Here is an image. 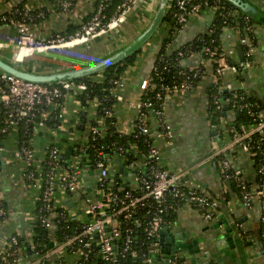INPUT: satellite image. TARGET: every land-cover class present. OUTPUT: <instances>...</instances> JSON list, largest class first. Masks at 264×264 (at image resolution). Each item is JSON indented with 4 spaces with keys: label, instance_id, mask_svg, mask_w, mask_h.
<instances>
[{
    "label": "built area",
    "instance_id": "built-area-1",
    "mask_svg": "<svg viewBox=\"0 0 264 264\" xmlns=\"http://www.w3.org/2000/svg\"><path fill=\"white\" fill-rule=\"evenodd\" d=\"M50 1L56 2L64 14L70 13L77 5L76 0ZM138 1L120 0L114 10L107 14L106 9L109 0H100L94 14L89 19L82 21L79 28L72 34L56 35L46 39H39L33 24H31L35 18L44 17V13L41 11L35 13L32 9L25 8L23 10L24 19L15 23L17 29V53L15 55L17 57L22 50H30L34 53L87 45L91 41L114 34L127 23L129 15ZM4 4L6 6L4 11L7 9L13 13L19 11L17 7L13 8L12 1ZM224 6V0H174L171 5L182 28L194 20L202 19L207 11L212 12L215 18L217 10L225 9ZM222 15L225 16V14ZM227 16L234 18L236 28L243 24L240 41L245 48V60L241 64L231 63L225 59L224 51L212 60L202 58L199 66L188 68L193 73L194 78L203 77L205 69H212L216 81L226 71L237 74L241 67L252 65L254 47L252 42L250 43V39L253 38L254 23L248 16L241 19L238 13L232 10L228 11ZM0 22H8V17L1 14ZM225 28L234 29L227 25H224L222 29ZM11 46V43L0 39V49H7ZM206 51L210 55L212 54L210 48H206ZM201 66L204 68L202 72ZM113 83L119 90L122 82L115 80ZM150 85L151 79L148 76L141 80L140 87L143 93ZM195 87L197 86L191 82H184L179 87L162 86L156 94V102H152L149 98H140L134 103L137 110V121L132 132L136 130L137 135L144 137V143H149L147 153L143 156L141 164L136 165L131 162L127 165V169L136 183L132 188H139L140 190L137 194L126 191L123 196H120L114 192L112 187L116 181L112 167L115 157L111 158L105 154V151L96 144V141L106 134V117L111 115L109 109H103L102 115L96 118L95 124L89 125L84 144L80 147L79 152L70 159L65 157L64 150L57 144H51L46 149L44 156L38 154L25 140L13 150V156L24 164L21 173L22 179L30 188L38 190L41 206L39 208L40 214L37 217L43 227L49 229L50 235L54 234L57 223L62 220L80 224L79 232L67 236L54 249L53 252L57 254L55 258L58 260V264H65L64 258L59 256V252L63 250L79 251V264H83L89 259L94 244L98 246L99 255L104 261L120 264V261L127 258L135 250L136 241L132 234L134 228L131 225V219L140 208H145L146 214L152 216L144 226L138 221L134 225L135 228H143L146 234L144 243L147 245L148 251H140L139 259L141 262L152 264L159 260L162 264H180V261L182 263L181 254L175 252L162 256L161 251L162 233L165 229H170L171 226V222L167 219L170 211L173 209L177 211L183 205L191 204L201 212L206 220L214 221L218 218L219 201L202 191L189 188L186 180L188 172L172 173L168 171L162 161V147L157 143L158 140L168 142L173 136L164 113L166 99L173 92L183 89L190 90ZM84 89H86L84 83H78L74 80L39 83L0 71V103L5 112L6 123L1 131L6 133L9 128L16 131L18 126L23 125V131L26 133L30 126L39 124L46 126L49 133L56 134L57 129L49 127L45 123L51 118L61 121L64 116L62 108L67 98L82 92ZM111 93L117 100L121 99L120 91L113 90ZM52 111H54L53 115ZM37 119L41 122L36 124ZM153 119L156 123L154 131L152 129ZM118 129L123 133H132L120 129L119 126ZM255 132L264 135V118L261 116L259 121L254 122L244 134L235 138L238 145L253 155L252 145L248 141ZM89 148H93V155L88 154ZM4 149V144L0 141V153ZM119 150L122 152L123 147H120ZM42 163L44 164L43 168H41ZM33 166H38L39 172L36 173ZM143 167L146 169L145 175L140 172ZM220 170L226 179L234 181L244 206L251 207L256 198H261L264 195V181L256 191H253L240 171L232 167L228 158L225 157L221 160ZM259 172L264 173V162L260 165ZM92 175L95 176L96 196L87 193L88 185H94L91 183L92 181L90 182ZM61 192L75 197V208L62 202L59 197ZM168 197H172L176 202H169ZM58 207L61 210L56 212L55 208ZM11 217V207L4 199L0 187V251L2 253L0 264H44L45 258L50 257L49 252L33 260L25 258L23 246L20 245L18 238L20 234L18 231L14 232L9 229ZM33 219L34 214L30 222H33ZM259 219L264 237V214H261ZM234 233V231L230 232L231 235ZM120 241L121 246L119 247Z\"/></svg>",
    "mask_w": 264,
    "mask_h": 264
},
{
    "label": "crops",
    "instance_id": "crops-1",
    "mask_svg": "<svg viewBox=\"0 0 264 264\" xmlns=\"http://www.w3.org/2000/svg\"><path fill=\"white\" fill-rule=\"evenodd\" d=\"M77 5L67 14L61 12L60 8L55 6L50 0H14L13 6L22 3L23 7L30 8L34 12L44 13L38 23L33 25L39 39H46L56 35L72 34L82 21L89 19L94 13L97 0H76ZM228 1V0H227ZM230 3H232V0ZM257 12V17L264 20V0H246ZM158 0H139L135 8L129 15L127 23L114 34H109L100 39L91 41L87 45L75 47H66L59 49H50L39 54L41 59H45V69L56 70L70 67L76 64H82L93 60L94 58L105 55L117 47H120L137 34H139L149 23L154 15ZM234 4V3H232ZM238 13L241 9L233 5ZM46 7V8H45ZM6 8L3 2H0V12ZM170 9V8H169ZM214 19V14L210 11L202 19L194 20L183 27L177 34L175 46L191 41L205 29L209 27ZM163 25V23H162ZM155 35L142 46V58L132 68L123 75L121 87L119 88L121 99L118 100L114 108V115L120 129L132 132L137 121V110L134 103L138 101L143 91L140 87L141 80L149 75L154 56L160 47L163 35L166 33L161 27ZM238 29L225 28L221 34V46L225 53V59L231 63L241 64L244 61V46L240 41ZM252 46L254 47L253 63L245 67L241 75L243 80L236 77V74L226 71L221 77V83L225 89L246 88L251 94L264 103V23L254 22ZM0 39L6 40L12 46L3 49L0 52L4 57H10L17 53V29L14 25H0ZM2 50V49H0ZM33 54L30 50H22L18 55L21 60ZM204 51L194 54L181 61L185 68L196 67L201 64ZM17 55V56H18ZM33 58V57H32ZM51 59L58 60L56 66L52 64ZM210 66V65H209ZM208 66V67H209ZM40 67V66H37ZM215 81L212 69L204 70V76L199 85L190 90H179L173 92L164 104L165 118L172 130L170 141L158 140L163 153V164L166 169L172 173L188 172L186 177L189 188L202 191L208 196L219 201L222 207V213L219 209L218 218L214 221L206 220L200 211L191 204L183 205L175 212L171 221L170 229L162 233L163 245L170 249L175 243H192L198 240L201 253L208 251L211 259L221 261L222 264H264V246L259 237L261 214H264V195L256 198L251 207L244 206L239 193L235 190L229 179H221L219 173L218 161L221 164L220 155L228 158L235 170L240 171L253 191L261 185L257 180V171L253 154L236 143L235 138L240 135L232 136L226 121L222 123L223 134L214 131V127L208 119L209 108V88ZM95 107L91 111L89 107L83 109L81 102L73 94L65 101L62 112L64 114L61 120V126L56 134L48 132L46 126L38 125L35 128L33 137V148L41 156L45 155L46 149L51 144H57L68 155L72 147L78 145L80 148L85 141L87 129L91 120L98 118V105L93 100ZM1 108V103H0ZM81 114L86 116V123L82 122ZM234 111L227 110V118L233 120ZM264 118V108L260 112ZM84 125V126H83ZM83 127V128H82ZM155 119L152 120V129L155 130ZM250 127V126H249ZM249 127H242L244 132ZM17 131L4 141V151L0 153V187L4 199L11 207V218L9 224L11 231H18L24 234L29 227L30 215L25 212L26 203L33 206L32 216L36 207V199L39 197L38 190L33 191L22 179L23 165L12 159L13 150L18 145ZM241 134V135H242ZM154 135V133H153ZM68 138V142L64 140ZM70 144V146H68ZM68 146V147H67ZM143 157L134 161L136 165L141 164ZM122 167V168H121ZM128 168V167H127ZM125 166L121 159H114L112 171L115 174L123 173ZM127 170V169H126ZM124 180L129 186H135L132 175L124 173ZM92 181V182H91ZM91 183H95V176L92 175ZM87 188V193L96 196L95 184ZM36 192L31 196V193ZM63 203L69 207L76 206L74 196L65 195L63 198L59 194ZM226 197V199H225ZM221 217V218H220ZM231 220L236 224L233 240L230 242L220 241L222 236L218 234L219 229H215V224ZM246 236V239L243 237ZM50 251L49 260L51 264L56 261L57 254L54 249ZM69 251V250H68ZM70 252V251H69ZM196 252V251H195ZM52 254V255H51ZM200 253H192L190 250L183 252L181 256L187 257V264H191V259ZM64 260V259H63ZM79 260L65 264H79ZM152 264H162L161 261H154Z\"/></svg>",
    "mask_w": 264,
    "mask_h": 264
},
{
    "label": "trees",
    "instance_id": "trees-1",
    "mask_svg": "<svg viewBox=\"0 0 264 264\" xmlns=\"http://www.w3.org/2000/svg\"><path fill=\"white\" fill-rule=\"evenodd\" d=\"M10 1L14 0H0V2L8 3ZM120 0H109L108 7L106 9L107 14H110L115 6L119 3ZM56 7L57 4L54 1H51ZM100 0H97V6L99 4ZM225 2V9L221 8L217 10L216 17L212 21L211 25L205 29L202 33H200L198 36H196L191 41H188L177 48H174L175 41L177 34L182 29L181 25L179 24L175 14H174V8L170 7L168 10L166 17L163 21L162 29L166 32L161 40L160 47L158 48L154 59L152 66L149 70L148 77L151 79V85L147 88V90H144V92L141 96L142 99H150L152 102H156V94L158 91L161 90L162 86H168V87H179L184 82H191L195 86H198L201 82L202 76L194 78L193 73L188 69L182 66L181 61L185 58H188L194 54L200 53L204 51L203 58L212 60L214 58H217L223 50L221 46V34L223 31V26L227 25L234 29L237 26L234 24L233 17L227 16L228 11L232 10L235 11L236 8L233 6L235 4L230 3L227 0H224ZM96 6V9H97ZM19 11L13 13V11L7 9L5 11H2L4 14L8 17V22L2 23L0 22V25L2 24H8V25H14L17 21H21L24 19L23 17V10L25 7H23L22 3H18L16 6ZM15 8V6L13 7ZM46 8V7H45ZM95 9V11H96ZM94 11V12H95ZM36 13V12H35ZM94 14V13H93ZM92 14V15H93ZM222 14H225L223 16ZM91 15V16H92ZM238 15L242 19L245 16L250 17V20L252 23L254 22H263L264 20L260 18H254L251 14H248L244 12L242 9L238 12ZM90 16V17H91ZM89 17V18H90ZM41 18H35L31 24L38 23ZM80 25L77 27L79 28ZM242 25L239 26V30L242 31ZM77 30V28H75ZM206 48H210V53H207ZM142 49L140 48L136 52L130 54L127 56L124 60L121 62L111 65L95 74L85 75L82 77H79L75 79L74 81L78 83H84L86 85V89H84L82 92L77 93V99L81 102V107L83 109H87L89 107V101L92 100H98V116L102 115L101 111L103 109H109L111 111V115L109 117H106V134L104 137H100L96 144L99 148H102L105 151V154L108 156L116 157L121 159L123 162L125 168L127 169V165L131 162L136 161L139 159V156L143 157L148 150V144L144 143V137L141 135L136 134V130L132 133H123L120 132L118 129V123L117 119L114 115V108L117 104L118 100L114 95L111 93V91H119L117 86L114 85L113 81L118 80L120 81L130 68L134 67L142 58ZM42 52H34L31 56L26 57L21 62V65L28 69H33L37 71H47L48 69H45V64H42L45 59H41L40 55ZM43 54V53H42ZM33 57V58H32ZM40 66V67H37ZM157 67V70L155 68ZM245 68V67H244ZM241 67V69L236 74V77L243 80V76L241 75L242 70L244 69ZM203 67H200L201 72L203 71ZM221 78L219 77L214 83H212L211 87L209 88V108H208V119L211 122L212 126L214 127V131L219 133L220 135L223 134L222 130V123L226 121V125L228 126L233 137L236 135H241L244 130L242 127H249L254 122L259 121L260 112L264 108V103H262L259 99L254 97L253 94H251L250 91H248L246 88H237V89H225L223 87V84L221 83ZM221 104V106H219ZM233 110L234 111V119L229 120L227 118V110ZM54 114V111H52V115ZM51 115V117H52ZM81 119L83 123H86V116L84 114H81ZM86 120V121H85ZM96 119L91 120L89 123L90 125L95 124ZM41 121L37 119V123H40ZM49 127L53 128H60L61 121H56V119L51 118L50 121H47L45 123ZM55 124V125H54ZM6 125L5 123V112L1 105L0 108V141L4 144V141L7 139L9 135L12 134L14 131L13 129L9 128L6 133H3L1 130ZM39 125V124H38ZM38 125H32L28 128V131L24 133L23 131V125L18 126V130H16L18 134V145L23 142V140L27 141L28 144L32 145L33 137L35 136V128ZM84 126V125H83ZM83 128V127H82ZM66 142H68V138H64ZM252 145V152L254 153V161L257 171V180L259 183H262L264 181V173L259 172L260 165L264 162V135L259 132H255L252 134L251 138L248 141ZM70 146V144H68ZM67 146V147H68ZM78 145H74L72 147L71 153L68 155H64L67 159L72 158L75 154L79 152ZM120 147H123V151L121 152L119 150ZM88 154L93 155V148L88 149ZM224 157L220 155V160H222ZM44 164L42 163L41 168H43ZM219 166V173L221 179H225L223 176V173L220 170V162L218 161ZM123 173H117L115 174V181L116 184L112 187L114 192H116L118 195L123 196L126 191H131L134 194H137L140 192L139 188L133 189L132 186L127 185V183L124 180V173L127 172V175L129 174L128 169ZM33 170L37 173L39 172L38 166H33ZM141 174H146V169L143 167L140 169ZM226 180V179H225ZM231 184L235 188V190L239 193V190L234 183V181L231 180ZM226 199V197H225ZM169 202H176L175 199L172 197H168ZM40 198L38 197L36 199V207L34 209V219L33 222L29 223L28 229L25 231L24 234L18 235L20 245L23 246L24 249V256L27 260H33L34 258L46 254L51 249L55 248L57 245L61 244L67 236L73 235L76 232L80 231V224L77 222H65L60 221L57 223L56 231L53 235H50L49 229L43 227L40 220L37 216H39V208H40ZM61 210L60 207L55 208L56 212H59ZM222 210V207H220V211ZM176 210L173 209L170 211V214H168L167 219L169 222L172 221ZM222 213V211H221ZM152 216L146 214L145 208H140L138 213L133 216L131 219V225L134 228L133 229V236L135 239V245H134V252H132L127 258L120 261V264H143L141 262V259H139V253L140 251L147 252L148 247L145 245V239L146 234L143 231V228H135V223L141 222L143 226L151 219ZM221 218V217H220ZM260 220V219H259ZM260 222V230H259V237L262 245L264 246V237H263V230ZM245 235L243 238L246 239ZM121 246V241L119 243V247ZM2 253L0 251V257ZM182 263L183 259L181 257ZM58 260L54 261V264L57 263ZM1 263V260H0ZM180 261V264H182ZM44 264H51V261L49 260V257L45 258ZM83 264H111L106 261H104L100 255L98 246L94 244L92 248V253L89 257V259Z\"/></svg>",
    "mask_w": 264,
    "mask_h": 264
},
{
    "label": "water",
    "instance_id": "water-1",
    "mask_svg": "<svg viewBox=\"0 0 264 264\" xmlns=\"http://www.w3.org/2000/svg\"><path fill=\"white\" fill-rule=\"evenodd\" d=\"M173 2L174 0H158L154 15L150 19L147 26L139 34H137L128 43L88 62L56 70L37 71L24 67L21 65L20 61H17L13 57H4L0 54V71L25 80L39 83H58L65 80H75L85 75L95 74L111 65L121 62L130 54L142 48V46L155 35L159 27L162 25ZM232 3H234L238 8L242 9L244 12L251 14L255 19L257 18V12L246 0H232ZM215 229H219L218 234L222 236L220 241H228L230 244L233 240V235L235 234L234 233L231 235L230 232H236L235 230H237L234 221L232 222L228 219L220 222L219 224H215ZM164 231H167V229ZM161 243L162 256L170 255L171 253L175 252L182 255L184 251L190 250L192 253H200L191 259V264H222L220 260L215 261L214 259H211L208 251L201 253L198 240H194L192 243H175L174 239L172 238L170 244L173 245L170 249L164 247L162 238ZM182 259L184 262L188 261L187 257L185 256H182Z\"/></svg>",
    "mask_w": 264,
    "mask_h": 264
},
{
    "label": "rangeland",
    "instance_id": "rangeland-1",
    "mask_svg": "<svg viewBox=\"0 0 264 264\" xmlns=\"http://www.w3.org/2000/svg\"><path fill=\"white\" fill-rule=\"evenodd\" d=\"M0 52H3V49L0 50ZM10 57H13V55L10 56ZM13 58L16 59V55L15 54H14V57ZM51 62H53L52 64H54V66H56V63H58V60L57 61H54V59H51ZM94 107H95V104H94L93 100L92 101H89V110L92 111L94 109ZM12 159L15 160V161H18L13 155H12ZM18 162H20L24 166V164L22 163V161H18ZM31 189L33 191H35V188H32L31 187ZM35 193L36 192L31 193V196H33V194H35ZM65 195L66 194L64 192H61L62 198ZM32 210H33V206L32 205L30 206L29 202H27L26 203V207H25V212H28L27 214L30 215V220H32ZM8 226H9V229H10V227L12 226V224H9ZM59 256H62L64 258V260H67L69 263H71V261H76V260L79 259L80 252L79 251L69 252V251L63 250V251L59 252Z\"/></svg>",
    "mask_w": 264,
    "mask_h": 264
},
{
    "label": "bare ground",
    "instance_id": "bare-ground-1",
    "mask_svg": "<svg viewBox=\"0 0 264 264\" xmlns=\"http://www.w3.org/2000/svg\"><path fill=\"white\" fill-rule=\"evenodd\" d=\"M19 58V55L17 56ZM16 58L17 61H20V59Z\"/></svg>",
    "mask_w": 264,
    "mask_h": 264
}]
</instances>
